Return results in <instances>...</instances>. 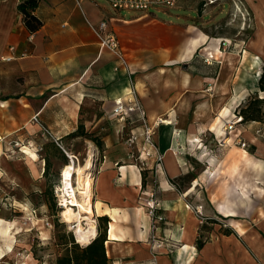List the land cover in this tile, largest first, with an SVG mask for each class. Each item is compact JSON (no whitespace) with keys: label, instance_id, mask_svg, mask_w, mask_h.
I'll return each mask as SVG.
<instances>
[{"label":"crops","instance_id":"crops-1","mask_svg":"<svg viewBox=\"0 0 264 264\" xmlns=\"http://www.w3.org/2000/svg\"><path fill=\"white\" fill-rule=\"evenodd\" d=\"M18 1L0 0V134H25L40 126L43 133L44 126L67 144L66 136L79 124L87 132L101 133L105 155L92 180L91 208L96 217H108L104 245L111 262L264 264V138L235 125L244 132L250 156L238 144L229 141L218 147L213 141L241 94L252 88L264 97L257 84L260 64L258 71L249 64L239 77L232 56L218 64L213 53L222 54L219 38L208 40L207 34L189 29L196 14L179 11L172 20L156 16L152 10L159 7L127 15L106 0H40L33 13L42 24L30 32ZM101 20L127 56L130 79L148 120L165 119L153 135L163 152V169H155L151 161L144 178L128 159L124 142L114 139L121 125L114 137L106 132L104 121L111 116L114 99L127 92L129 79L123 69L115 70V55L100 46L96 29ZM254 48L251 57L264 58ZM231 84L233 93L225 95ZM56 104L59 112L49 118L47 110ZM36 111L38 122L31 119ZM258 124L264 128L259 120L247 127ZM23 162L0 158V180L7 178L9 185L21 179L28 185ZM33 168L39 175V168ZM147 194L158 201L155 221L142 205ZM9 221L0 216L2 227ZM203 222L210 227L208 239H200ZM151 231L164 246H174L170 253L166 247H153ZM0 236L8 238L1 231ZM10 246V241L0 242V261L8 258Z\"/></svg>","mask_w":264,"mask_h":264},{"label":"rangeland","instance_id":"rangeland-1","mask_svg":"<svg viewBox=\"0 0 264 264\" xmlns=\"http://www.w3.org/2000/svg\"><path fill=\"white\" fill-rule=\"evenodd\" d=\"M154 9L152 11L155 12L156 16L164 19L173 20L175 13L179 11L198 15L194 26L189 29H194L198 33L203 32L207 34L209 36L208 40H210L211 37L219 38L218 47L220 46L219 48L222 54L219 52L213 53L219 60L218 64L228 62L229 57L227 56L230 55L232 56L231 62L234 66L236 65L238 67V77L240 73L246 71L249 64H252L253 68L257 69L256 71H258V66L260 64L261 72L262 63H264L262 60H264V58L261 59L258 54H254L251 57V54L255 53V43L251 42V40L256 38L255 31L258 16L264 18V0H248V2L245 0H178L173 7L162 6L159 7L158 10L157 8ZM256 10L259 11L258 14H256ZM122 13L133 15L137 14L138 11L122 10ZM178 21H183V19H178ZM199 51L200 50L197 49L195 52L197 55L195 57L198 60L200 59ZM178 68L180 70L183 69L181 64H179ZM250 70H253L252 72L254 75V69L250 68ZM258 77L259 76H257V79ZM226 88L225 95L233 93L232 84L230 88L227 86ZM251 89L248 90V93L245 92V94H241L243 98L234 110H232V113H237L236 108L238 106L241 107L246 103L252 102L254 97H261L259 96L260 92L257 90L251 91ZM141 104L143 105L142 101ZM260 106L262 105L260 104ZM59 108V104H56L54 109L51 107L47 110V116L49 118L53 117L55 113L59 112ZM110 114L111 116L104 121V124L109 126V129H106L107 134L111 137L116 136V129L121 125L120 131H118L119 137H115L114 139L116 142H124L128 159L137 164L141 171L142 178H144L146 171L151 169V157L146 158L144 160L146 161L145 164L142 165L139 158H134L135 155L139 153V150H136V146L129 148L125 143V137L130 129L141 132V123H128L126 121L123 124L116 119L117 116L112 111ZM231 116L230 114L225 118L223 117V122L226 118H231ZM251 121L254 120L241 121L237 123V126L240 130H243V128L251 129L254 137L264 138V128H262V124H258L260 125L258 128L252 129L250 126L247 127V124ZM149 122H152V120H149ZM260 122L264 123V120ZM155 128L154 133H156L155 130L157 129ZM41 132V126L36 130L30 127L29 130H26L25 134L19 133L9 135L5 141H2L3 146L0 147V158L14 161V163L17 161H24V169L28 171L29 175V178L23 177L24 181L25 179L29 181L28 185H23L21 179H19L18 182H10V186L7 185V178L0 180V216L10 220L9 223L4 224V227L0 225V231L3 233L5 232L8 237L5 239L0 236V242L7 240L12 243L8 258L4 261L1 260L0 264H55L56 257L64 252L66 247L65 244L69 245L71 240L79 246L85 245L77 241L71 225L62 215V210L64 208L60 205V195L57 192V185H60V170L63 163H68V157L47 132ZM243 133V131H240L241 135ZM95 135L101 138V133H95ZM66 138L68 143L61 142V144L66 151L73 152L77 155L78 162L76 161V164H79V161L83 162V158L88 151H90L91 164L84 174L92 186V180H94L97 170L99 169L98 163L105 155L104 145L102 149H99L95 142L83 135L70 136L68 134ZM89 140L93 142L92 146ZM141 144L142 139L137 143V146L141 147ZM212 149L210 150L212 151ZM243 150L250 156L245 147ZM131 152L134 153V157L129 155ZM213 152L219 153V151ZM32 156H34V159ZM45 161L48 166L43 173ZM33 166L39 168V175L34 170ZM21 167V164L19 168L17 167L19 174L21 173ZM162 169L163 166L161 164L158 170ZM0 171L2 172L1 166ZM75 176L74 174L72 179L73 184H75L76 181ZM147 196H149L148 199L153 198L149 194H147ZM148 199L144 197L142 201V205L145 209ZM73 208L77 209L76 206H73ZM91 215L95 219L96 229L99 222L101 226L104 225L105 222L102 220L99 221L95 213ZM153 225L155 227V222L151 223V228H153ZM209 228L208 223L203 222L201 224L200 231L202 237L200 239L209 238ZM152 235H154V232L151 231L150 238L156 250L166 247L167 253L172 251L174 248L172 244L168 247L166 244L164 246L163 243L157 246L153 241Z\"/></svg>","mask_w":264,"mask_h":264},{"label":"built area","instance_id":"built-area-1","mask_svg":"<svg viewBox=\"0 0 264 264\" xmlns=\"http://www.w3.org/2000/svg\"><path fill=\"white\" fill-rule=\"evenodd\" d=\"M108 4L115 10H138L142 12H148L151 8L154 7H173L178 0H106ZM97 36L99 38V43L102 48H105L111 51L116 59L117 64L115 65V70L123 69L129 79V87L127 92L123 95L114 99L113 106L111 111L119 118V120L124 124L127 122H132L134 120L141 123L142 130L138 132L134 129H130L125 137V143L129 148L136 146V150H139V153L135 155L131 152L129 155L132 157L139 158L142 165L145 164L144 161L146 158H150L153 162L155 169L161 167L163 161V152L159 149L158 145L153 139L154 128L160 123H164L163 119L157 116L152 122H149L143 105L141 104L140 98L137 94L134 83L130 79L131 70L129 67L127 56L121 47L119 40L117 39L114 32L108 30L107 23L105 20H101L98 28L96 29ZM7 59L10 56L6 57ZM38 114L36 111L33 113L31 119L34 122H38ZM242 121V116L237 112L233 113L231 118H226L221 125V134L218 136L213 135V141L217 144L218 147L223 146L224 144L233 142L240 146H245L246 141L242 138L240 132L236 130L235 125ZM42 129L47 132L54 142L66 153L68 159L71 157L67 151L63 148L59 137L52 134L46 127L42 126ZM8 135L0 134V141H5ZM142 139L141 147L137 146V143ZM205 147V145H204ZM77 160V157L74 156ZM158 207V201L154 198H150L146 201V211L147 215L152 221L158 219L156 209ZM197 211H200L198 207H195ZM155 229L153 225V230ZM154 243L157 246L161 245L163 241L152 235Z\"/></svg>","mask_w":264,"mask_h":264},{"label":"trees","instance_id":"trees-1","mask_svg":"<svg viewBox=\"0 0 264 264\" xmlns=\"http://www.w3.org/2000/svg\"><path fill=\"white\" fill-rule=\"evenodd\" d=\"M40 0H19L17 10L20 13L21 19L30 32L38 29L42 22L34 15L33 10ZM264 61V60H262ZM258 88L264 91V63L257 79ZM260 104L262 106H260ZM258 106V107H257ZM237 112L242 116V121L264 120V97H254L252 102L244 104L236 108ZM70 136L83 135L91 139L102 149L103 142L95 133L87 132L82 125H78L75 131L69 133ZM67 162L63 163L66 164ZM48 164L45 161L43 173L46 171ZM99 221L105 222L101 226L100 222L97 225L98 232L84 246H79L77 243L70 241V244H65L64 252L56 257L55 264H112L110 258L105 251L104 241L106 240V223L108 217L106 215L97 216Z\"/></svg>","mask_w":264,"mask_h":264},{"label":"bare ground","instance_id":"bare-ground-1","mask_svg":"<svg viewBox=\"0 0 264 264\" xmlns=\"http://www.w3.org/2000/svg\"><path fill=\"white\" fill-rule=\"evenodd\" d=\"M258 14V10L255 11ZM256 26V38L251 40L258 46L260 55L264 54V18L258 16ZM165 121L164 118H162ZM244 147V146H240ZM71 159L64 164L60 172V185H57V192L60 195V205L64 208L62 215L71 225L77 241L81 244H87L91 238L96 235L95 219L91 215V196L92 186L90 181L85 177V172L91 164V153L88 151L80 164L74 156V153L67 151ZM75 163H74V161ZM77 161V162H76ZM75 176V184H73V175ZM98 205V204H97ZM76 206L77 209L73 208ZM98 207V206H97Z\"/></svg>","mask_w":264,"mask_h":264},{"label":"water","instance_id":"water-1","mask_svg":"<svg viewBox=\"0 0 264 264\" xmlns=\"http://www.w3.org/2000/svg\"><path fill=\"white\" fill-rule=\"evenodd\" d=\"M185 66V65H184Z\"/></svg>","mask_w":264,"mask_h":264}]
</instances>
